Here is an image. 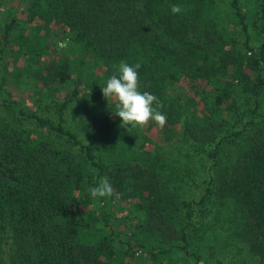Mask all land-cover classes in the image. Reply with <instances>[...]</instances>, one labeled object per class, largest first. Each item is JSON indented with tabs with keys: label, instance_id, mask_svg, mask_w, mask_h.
Listing matches in <instances>:
<instances>
[{
	"label": "trees",
	"instance_id": "1",
	"mask_svg": "<svg viewBox=\"0 0 264 264\" xmlns=\"http://www.w3.org/2000/svg\"><path fill=\"white\" fill-rule=\"evenodd\" d=\"M20 1L23 28L16 15L0 26V264H198L193 205L214 199L213 214L231 212L241 263L264 264V42L253 47L248 33L264 28V0ZM18 56L41 114L2 87ZM121 60L141 65L140 91L162 103L166 145L209 161L198 196L168 187L160 144L141 135L155 122L121 125L102 95ZM182 80L186 114L169 92ZM104 177L113 194L91 197ZM114 209L131 226L124 239Z\"/></svg>",
	"mask_w": 264,
	"mask_h": 264
},
{
	"label": "rangeland",
	"instance_id": "2",
	"mask_svg": "<svg viewBox=\"0 0 264 264\" xmlns=\"http://www.w3.org/2000/svg\"><path fill=\"white\" fill-rule=\"evenodd\" d=\"M255 0H252V3H255ZM221 6H217V12L222 14ZM23 9V2L20 0H0V26L8 21L11 18H15L18 23L16 24L19 29H22L25 24L22 23L23 13L21 12ZM20 18V19H19ZM21 24V25H19ZM248 26V33L252 39H250V43L253 47H256L260 42H264V28L261 26ZM223 27H229L230 32L233 35H238L240 32H237V29L231 28L225 22L222 23ZM259 28L263 29L260 30L262 33L259 32ZM228 30V29H227ZM60 34H55V36H51L53 39V43L55 42L56 49L64 50L62 53L68 52L66 48H60L57 46L58 42L61 40ZM51 44V43H50ZM20 48L19 45L13 44L12 49L14 51H18ZM19 58L12 62L10 59L9 62V72L4 73L7 77L5 83L2 85L3 89L9 93L11 98L14 99L20 106H25L28 110H32L35 112H40L39 108L36 107L34 103V99L36 97V91L33 88L32 83L29 80H25V73L23 72L22 64L23 58L18 56ZM2 76V69L0 67V77ZM20 76V77H17ZM17 77V78H15ZM186 81L182 80L177 83V87L173 85L170 89V96L171 98L175 99L176 106H178L179 111H182V114H186L185 111V99L182 94L187 90L186 88ZM69 89V85L65 84L62 89V92ZM59 90V91H60ZM55 92H57V88L55 87ZM61 92V93H62ZM2 89H0V100ZM60 93V92H59ZM5 98L7 95H5ZM240 102H244V98H239ZM43 115V114H42ZM66 125L72 127V123L76 120L74 115L70 112H67L65 115ZM183 119H180V122ZM177 131V136H181V128L180 123L176 125L174 128ZM146 137H150L156 143H159L160 147L158 149L159 154L161 155L163 161L169 163L170 165L167 166L165 169L166 173H162L165 177H167V182L169 183L168 187L171 188L172 185L176 186L174 188L175 193L178 196H184L185 193L188 194H195L198 196V193L201 189V180L203 177H206L207 168L209 167L210 163L203 157H199L200 155H191L185 156L187 150L184 149L185 146H188L187 143L182 141H175V145L172 147H168L167 140H165L166 135H168L167 128L155 127L152 130H144L141 131V135ZM182 137V136H181ZM150 149L152 150V145H149ZM226 148V147H225ZM174 153H177L178 156H175ZM172 171V173H167ZM218 202L214 199L210 204H195L193 208L196 210L197 214L193 218L194 226L198 228H203V235L205 236L204 240L198 241L196 248L200 252V261L198 264H242L241 263V255L239 252L240 243L237 242L231 233L230 229V222H228V216L230 215V210H220L219 214H213L215 210H217ZM211 208V211L207 209H203V207ZM109 209V208H108ZM110 210H113V207H110ZM112 213L110 219V227L114 232H118V236L124 239L123 231H129L130 225H123V220L121 219L122 213L124 214L125 211L122 209L121 211H116ZM119 216V218H118ZM120 222V223H119ZM117 241V238H116ZM118 243V242H117ZM202 249V250H201ZM135 255H139V251L135 253ZM176 259V258H175ZM178 264H181L178 262Z\"/></svg>",
	"mask_w": 264,
	"mask_h": 264
},
{
	"label": "clouds",
	"instance_id": "3",
	"mask_svg": "<svg viewBox=\"0 0 264 264\" xmlns=\"http://www.w3.org/2000/svg\"><path fill=\"white\" fill-rule=\"evenodd\" d=\"M173 14L182 11L179 5H172ZM67 41L58 42V47H67ZM140 64L129 65L121 60L116 67V73L106 81V86L101 88L105 100L110 99L115 103V115L121 120V125L131 127H144L149 121H154L158 127H164L167 117L158 109L163 107L158 98L148 91H140L138 69ZM156 107H153V105ZM91 197H107L113 194V188L107 177L100 179L99 183L88 189Z\"/></svg>",
	"mask_w": 264,
	"mask_h": 264
}]
</instances>
